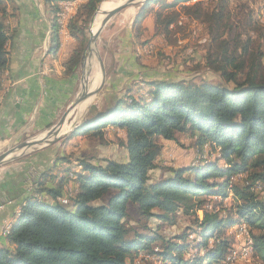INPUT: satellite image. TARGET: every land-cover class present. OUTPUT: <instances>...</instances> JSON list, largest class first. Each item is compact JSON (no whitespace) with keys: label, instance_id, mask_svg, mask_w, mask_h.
<instances>
[{"label":"trees","instance_id":"16d2710c","mask_svg":"<svg viewBox=\"0 0 264 264\" xmlns=\"http://www.w3.org/2000/svg\"><path fill=\"white\" fill-rule=\"evenodd\" d=\"M42 1L52 16L49 52L53 53L58 47L55 16L59 2L66 0ZM101 1L88 0L69 24L77 43L67 63L72 75L86 40V24ZM192 1H143L134 28H141L145 16L152 15L154 32L167 36L181 13L198 21L209 40L202 68L215 73L218 83L134 79L136 82L120 96L114 95L113 104L88 119L75 134L84 132L102 139L101 128H116L123 132L121 144L127 160L105 161L103 166L80 160L81 173L71 181L73 194L66 205L68 201L59 202L64 194L63 182L47 186L55 179L52 170L60 162L68 163L57 159L54 168L43 172L34 191L18 204L10 229L3 231L7 246L0 248V264H134L132 255L139 252L169 264H211L226 260L233 251V237H225L224 230L238 223L247 226L251 251L264 262V195L257 190L258 185L264 186V53L260 49L264 34L260 32L257 42L246 30L251 29L257 37V31L264 28L255 19L254 10L247 7L245 23L237 25L244 31L235 33L229 0L185 5ZM180 5L179 11L173 10ZM9 40L0 20V89L8 66ZM136 65L140 72L150 69ZM137 83L147 88L139 97L134 96ZM182 135L200 155L208 148L207 154L214 155L217 162L164 168L169 175L151 181L149 173L156 169L161 151L159 139L176 142ZM219 161L225 166L219 167ZM234 177L242 178L235 183ZM199 194L221 201L211 209L207 204L210 201L199 199ZM230 196L232 202L223 203ZM133 208L135 226L127 222ZM177 213L191 218V225L199 229L200 242L190 245L186 234L173 242L141 233H151L149 220L171 223ZM154 241L161 242V247L154 248ZM190 249L204 253L185 259Z\"/></svg>","mask_w":264,"mask_h":264},{"label":"rangeland","instance_id":"374dc122","mask_svg":"<svg viewBox=\"0 0 264 264\" xmlns=\"http://www.w3.org/2000/svg\"><path fill=\"white\" fill-rule=\"evenodd\" d=\"M105 1L123 2L124 0H102L97 6L96 12L98 11L100 5ZM198 1H193L192 3ZM229 2L231 22L235 33H242L244 31L243 29L241 30V28L237 29V25L239 23H245L244 18H246V13L248 10L247 7H249L250 10H254L255 19L259 25L264 28V0H229ZM142 3L143 2L137 3L134 6L122 10L117 15H115L101 30L96 42H100L102 44V48L99 51V58L102 64L104 76L103 83L101 88H99L96 93H94V95H88V98L85 100V103L87 102V107L85 110L79 111L80 106H78V111L76 109L71 113V116L67 122L68 124H66V129L69 127L73 116H75L76 120H79L78 122H80L92 119L104 112L105 109L113 104V96L116 94L120 96L121 91H123L127 86H130L132 83L136 82L134 79L154 80L165 78L174 81L180 79L188 81V79H190L189 82H199L200 80H206L210 83H218L216 74L206 68H202L201 64L203 60V53L209 46V40L206 33L204 32V27L198 21L193 20L185 13H181L180 17L182 18H179V22L181 21V24L179 25V22L177 21L178 23L176 25H171L169 27L171 32L167 36L157 35L154 31L150 32L149 30H146L144 28V20L147 18L146 16L140 23L141 28H137V26L134 28V22L136 21L135 19L140 11L139 9L141 8ZM177 10L179 9H176V11ZM96 12L86 24V40L83 41L84 45L81 49L82 53L89 40L90 27L95 18ZM127 14H129V17H124V15ZM145 25H150V22H145ZM246 30L248 31V34L253 37V39L257 38V42L260 41L258 38L260 32L264 34V29L257 31V37L251 32V29ZM56 32L57 36H59L57 28ZM69 32L71 34L70 30ZM71 36L73 35L71 34ZM243 36H246L245 33ZM127 37L130 39L131 47L129 46V43L126 42ZM100 43L97 44L98 49L99 46H101ZM126 45L129 47V51L127 50L128 48ZM121 47L123 49V53L127 52V55H130L133 58H129L128 61H121V58L124 57L123 53L118 52ZM260 49L261 52L264 53V46ZM89 53H91V51ZM91 57L92 58L89 63L90 72L86 84L91 81L94 75V70H91L93 65V56ZM262 62L264 64V60ZM136 64L145 65L150 69L140 72ZM115 70H118V73H116ZM121 75L127 77L123 79ZM145 89H147L145 86L137 83L135 90L136 94L134 96L139 97L144 93ZM113 90H117V93L111 94V91ZM108 91L110 92L108 93ZM118 95L117 97H119ZM51 128L52 127L41 132L30 131L28 133L22 134L17 140H11L9 143H0V155L6 152L8 149L15 148L21 143L44 137L45 133ZM64 130H62V132ZM100 130L104 131V137L102 139L91 137L90 134L84 132L75 134L74 131L73 133H69L66 136V139H64V137L58 142L42 149H37V147H35L31 150L22 151L23 153L21 155H19L21 153L20 151H15L14 155H19V157L7 161L0 167L13 164V162H19L20 160L26 159L37 152H41L43 149H55V147H57L55 149L57 151L54 150V154L52 155L53 159L56 162L57 159H64L68 161V163L60 162V164L52 170V173L53 175L58 174V178L60 175H62V182L64 183L63 197L68 200V203L66 204L68 205L70 203L69 198L73 194V185L71 181L72 179H75L76 173H81V168L79 167L80 160H87L93 165L102 166L105 164V161H114L118 163L126 161V150L121 144V142L123 143L121 139L123 132L110 126H106ZM71 136L72 138H70L68 141L67 137ZM158 142L161 145V151L156 160V169L149 173L151 181L159 180L168 176L169 173H167L164 168L184 169L193 166H204L207 163L217 162L214 155L207 154L210 150H208L206 147L204 148L203 154L200 155L199 152H197V150L192 147V142H190V140L185 135L178 136L176 142L165 141L162 139H159ZM218 165L219 167L225 166L221 161L218 162ZM65 171H67L69 174H66ZM84 174L85 173H83V175ZM239 178L242 177H234L233 182L238 183ZM261 189V195H264V186H262ZM198 196L199 199L210 201L207 204L208 208L211 209L213 207L216 208L215 202L221 201L220 199L207 197L205 194H199ZM230 202H232L231 196L223 201V203L226 204H229ZM198 215L200 218L202 217L201 212H199ZM129 216V221H127L128 224L135 226L136 217L134 208L130 209ZM191 221V218L185 217L181 213H177L171 223H163L155 219H151L147 222L148 229L151 231V233L149 234L147 231H143L141 233L149 236L153 233L156 236H160L173 242H178L175 237L186 234L188 236L186 240L187 243L194 245L200 242L201 239L199 235V229L192 226ZM241 229H244V235H246L247 243H250L247 244V249L239 248V258H237V262L230 263L228 261L230 256H228L226 260L224 259L218 262L216 261L211 264H264V262H262L257 256H254L251 251V241L247 236L248 228L244 223H238L237 225L228 227L224 230L225 237H233L232 250L234 251L236 247L245 244V237L239 236ZM153 234L152 237L155 236ZM214 236H217V234L215 233ZM212 240L213 239H211V242ZM152 246L154 248H159L161 247V242L154 241ZM197 253L203 255L204 251L201 250L200 252H196L190 249L185 255V259H190L192 256H195V254L197 255ZM133 255L132 261L134 264H142V262L145 263V261H149L151 264H169L167 261H162L157 257L148 258V255H146L145 252H139L137 255Z\"/></svg>","mask_w":264,"mask_h":264},{"label":"crops","instance_id":"0c3cea01","mask_svg":"<svg viewBox=\"0 0 264 264\" xmlns=\"http://www.w3.org/2000/svg\"><path fill=\"white\" fill-rule=\"evenodd\" d=\"M180 8L181 5L173 10ZM154 10H158V6ZM104 12L99 13L95 27L103 19ZM124 17H129V14ZM51 18L42 0H0V20L10 36L7 44L8 66L2 74L0 89V143L17 140L30 131L41 132L53 127L80 91L81 81L78 82L77 77L81 79L82 69L77 66L73 75L67 69V63L77 46L76 40L68 29V39L63 41L58 37V47L50 53ZM145 22H150V25H145ZM144 28L154 31L152 15L144 21ZM126 42L131 47L129 37ZM101 48L102 44L99 51ZM118 52L123 53L122 47ZM123 54L124 57L120 55L123 57L121 61L133 58L127 52ZM91 70L95 72V65ZM115 71L118 73V70ZM121 76L123 79L127 77ZM70 138L72 136L67 140ZM55 149H43L19 162L0 167V231L15 222L18 204L35 189L32 181L36 175L39 174L41 178L43 172L54 168L56 163L52 155ZM31 169L35 170L32 175L29 174ZM62 180V175L58 178L57 174L47 186L53 187ZM44 200L51 202L49 198ZM6 246L4 238L0 237V248Z\"/></svg>","mask_w":264,"mask_h":264},{"label":"water","instance_id":"95a60500","mask_svg":"<svg viewBox=\"0 0 264 264\" xmlns=\"http://www.w3.org/2000/svg\"><path fill=\"white\" fill-rule=\"evenodd\" d=\"M143 1H146V0H124L123 3L116 5L113 9H111V11H109V13L104 17V19L101 23L98 34L92 35L91 33H89V40H88L86 47H85V49L81 55L80 62L78 65L79 68L82 69L86 56L92 50L93 45L97 41V38H98L101 30L106 26V24L115 15H117L122 10L126 9L128 6H131V5L134 6L137 3H140ZM103 80H104V76H102V83H103ZM77 81L78 82L81 81L80 77L79 78L77 77ZM100 88H101V86H100ZM85 98H88V97L80 89V91L77 94L75 101L70 105V107L67 109V111L64 113V115L61 117V119L56 123V125L53 126L51 129H49L45 133L44 137L36 138V139L31 140L29 142L21 143L18 146H16L15 148L8 149L6 152H4L3 154L0 155V166L9 160H13L15 158H18L19 155H21L23 153L22 151L31 150L32 148H35V147H37V149H42L46 146L52 145V144L58 142L59 140H61L62 138L66 137L69 133H73L74 131L81 128L83 125H85L88 122V120L78 122L79 120L77 121L75 116H73V118L71 119V123L69 124V127L62 132V128H63L64 122H65L64 120L66 118L67 113H69L70 111H71V113L74 112L78 108V106L81 105V103L83 102V100ZM15 151H20L21 153L19 155H14ZM34 172H35V170L31 169L29 174L32 175ZM39 178H40V175L37 174L36 177L33 179L32 184L36 185L38 183Z\"/></svg>","mask_w":264,"mask_h":264},{"label":"bare ground","instance_id":"6f19581e","mask_svg":"<svg viewBox=\"0 0 264 264\" xmlns=\"http://www.w3.org/2000/svg\"><path fill=\"white\" fill-rule=\"evenodd\" d=\"M67 1V0H66ZM61 2H65V1H61ZM85 0H83L82 2H80V6L79 8L84 4ZM120 3H123L122 1H119V2H114V1H105L103 2L98 11L96 12V15H95V18L91 24V27H90V33L92 35H96L97 31L99 30L100 26H101V23L104 19V17L109 13V11H111V9H113L116 5L120 4ZM133 6V5H131ZM131 6H128V7H131ZM127 7V8H128ZM108 10V11H107ZM103 11H106L103 13V19L101 20V22L98 24L97 27L96 24H95V21L99 15V13H102ZM75 13H71L69 16H68V24H66V32H68V29H69V24L72 20V17L74 16ZM55 23H56V28H57V31H58V37L61 39V35H60V13L57 11L56 13V16H55ZM91 56H93V65H95V72H94V75L91 79V81L86 84L87 82V78H88V75H89V72H90V67H89V63L91 61ZM82 70H83V74H82V77H81V86H80V89L84 92V94H86V96L88 97L89 96H92L98 89H99V86H101L102 84V76H103V70H102V64H101V61H100V58H99V49H98V45H97V42L94 43L93 45V48L91 50V53H89L85 60H84V64H83V67H82ZM101 77V79H100ZM100 81V85H98V82ZM98 85V86H97ZM87 98H85L83 100V102L81 103L80 105V110L79 111H83L85 110V108L87 107V102L85 103V100ZM71 116V111L69 113H67L66 115V118H65V122H64V126L62 128V130L66 129V124H68V120ZM11 225H8L5 227L4 231H8L10 229ZM250 242H248L247 244H249ZM237 258H239V255L237 256ZM230 262V259L228 260Z\"/></svg>","mask_w":264,"mask_h":264},{"label":"built area","instance_id":"2783aa9c","mask_svg":"<svg viewBox=\"0 0 264 264\" xmlns=\"http://www.w3.org/2000/svg\"><path fill=\"white\" fill-rule=\"evenodd\" d=\"M82 1L83 0H67L65 2H59V4H58V12L60 13V24H59L60 25V35H61L63 41L65 39H68V32H66V24H68V16L71 13H77L78 12L80 2H82ZM193 1H196V0H193ZM180 18H182V17H180ZM179 20H178V22H179ZM180 24H181V21L179 22V25ZM261 187H262V185H258L257 190L262 191ZM67 201L68 200L64 197L59 199V202L61 204H66ZM5 236H7V235H3V228H2L0 231V237L4 238ZM239 236L245 237V244L241 245L239 247H236L234 249V251H231V253L229 254L230 263H236L237 262V256L239 255V248H246L247 249V239H246V235H244V229H241V231L239 232Z\"/></svg>","mask_w":264,"mask_h":264}]
</instances>
